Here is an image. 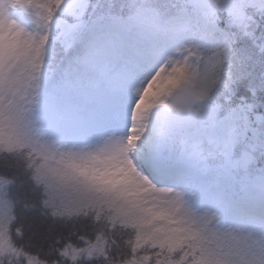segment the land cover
I'll list each match as a JSON object with an SVG mask.
<instances>
[{
    "label": "snow or ice",
    "instance_id": "obj_1",
    "mask_svg": "<svg viewBox=\"0 0 264 264\" xmlns=\"http://www.w3.org/2000/svg\"><path fill=\"white\" fill-rule=\"evenodd\" d=\"M0 264H264V0H0Z\"/></svg>",
    "mask_w": 264,
    "mask_h": 264
}]
</instances>
